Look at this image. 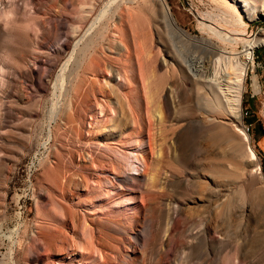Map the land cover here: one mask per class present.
<instances>
[{
	"label": "rangeland",
	"instance_id": "obj_1",
	"mask_svg": "<svg viewBox=\"0 0 264 264\" xmlns=\"http://www.w3.org/2000/svg\"><path fill=\"white\" fill-rule=\"evenodd\" d=\"M15 1V24L31 25L27 40H9L19 47L10 54L22 67L21 54L42 55L51 71L35 66L31 79L24 68L0 88V264H264V44L247 61L248 46L232 38L264 35V0H165L181 37L161 0ZM227 9L243 25L221 19ZM92 23L80 98L56 126L53 85ZM213 46L211 76L232 81L222 90L186 66ZM245 65L236 110L229 98ZM125 72L130 83L118 85ZM117 88L133 91L136 120ZM108 96L121 113L106 110L112 119L98 130L94 101Z\"/></svg>",
	"mask_w": 264,
	"mask_h": 264
},
{
	"label": "bare ground",
	"instance_id": "obj_2",
	"mask_svg": "<svg viewBox=\"0 0 264 264\" xmlns=\"http://www.w3.org/2000/svg\"><path fill=\"white\" fill-rule=\"evenodd\" d=\"M239 1L242 2V5L244 7H247L250 4L249 0H239ZM161 2L163 4L162 6L164 7L163 11H165V12H163V14L165 13V18H164L166 20L165 22H167L170 25V27L172 28L171 31L173 30V32L176 33L180 37L184 36L183 35L184 30L181 29L176 24L172 14H171V10H170L167 2L165 0H161ZM16 3L17 2L14 0L13 4L10 6L13 9L12 17L10 19H7V20L0 19V53H1L0 54V68L4 69L2 80H0V88L2 89V91H4L5 87H9L11 85V83L13 81H15L14 77H10L12 72H18L19 70L23 71V69L26 68L28 70L27 73L29 74V77L31 79H33L35 70H32V68L35 66L37 67V72H41L42 76H45V77H49V74L51 71V66L47 65V63L44 61V56H42V55L36 56V55H22L21 54L20 55L21 59H23L25 57L28 58L27 60H25L26 61L25 66L22 67L18 63L19 60L13 58V56H15V54L14 55L10 54L11 50L14 51L15 49H18L19 47L11 46V44H9V40H22L19 38L25 39V34L29 28V25H31V24H24V25L18 26L15 24L16 19L14 17V14L17 10L16 9ZM110 3H111V1L109 0V2H107V4L110 5ZM26 4H29V0H26ZM4 7L7 8V7H9V5L4 4ZM105 11H104V13H105ZM221 19H224V21H227V22L232 23V24L243 25V23H244L242 21V19L239 17V15H237L236 13H234L228 9L222 13ZM212 22H214V21H212ZM167 23H166V25H167ZM169 25H167V26H169ZM58 26L61 27V22L54 24L55 28H58ZM93 27H94V25L92 23V25H89V27L87 29L85 28L86 29L85 32L83 31L84 34L81 36L89 35V37L87 38L86 42H84V44L81 47L78 48V43L80 42L79 39L75 40L72 43V50L69 53L68 59H66V61L62 64L61 68L59 69V72H61L60 75L58 76L59 81L53 85V88L60 90L59 92L61 94V97L56 101V105H54V107L52 108V117L51 118L54 120L55 124L58 122V120H64V115L66 113L69 114V116L74 113L73 111L76 107V104H77L79 98H80L79 82H80V77H81L82 73L85 71L84 70L80 71V69H79L80 66H79L78 60L80 58V54H82L80 51L82 49L87 48V46H89V42H90L91 37H92L91 32H92ZM74 30H77V29H74ZM234 31H236V30H233V32ZM218 33H219V31H218ZM235 33L242 34V35L238 36V34H236L237 36L232 37V38H239V39L243 40L244 43L248 46L246 48V50H248V51L244 54V59L247 61H249L250 58L254 59L253 58L254 47L264 44V35L250 39V38L246 37L244 35V33H240L238 31H236ZM77 35H78V33H77ZM25 40H27V39H25ZM72 41H70V42L67 41V42H65V44L59 42L57 44L58 45L57 46L58 53H61L67 45L71 44ZM208 45H212V44H208ZM218 48L216 46H213L212 49L205 48L203 54H200V55H196L193 53H191L190 55L188 54V60H187L188 64L186 66L188 67V69L190 71L193 72L194 75H196L198 77V80H201V81L208 83V84H210V82L211 83H213V82L217 83L219 88L221 89L223 87L221 84H224L225 87H227V86L229 87L228 82L231 79L224 77V74L222 77H212L213 74H212V76L210 74V73H212L213 66H215L214 62L216 59H218V56L220 54V49H218ZM41 54H46V52H42ZM83 57H84V59H86V65H85V63H84L85 61H84L81 68H83V66L88 67V65L90 64V62L94 56H93V53H90V54H83ZM216 62H217V60H216ZM246 65H247V63H246ZM246 65L244 67H242V72L240 73L239 78L235 76L236 77V79H235L236 80V86H235L236 92L233 93L234 96L232 98H229V100L230 99L233 100V104L235 105L234 109H236V110L240 109V107H241L242 92L244 89L243 82H244V77L246 76V72L248 69V67ZM219 74H216V76L217 75L219 76ZM214 75H215V72H214ZM67 77L69 78V86L67 87L69 95H68V98H64L63 97L64 91L66 90V84H68ZM115 78L117 80L119 79L118 85H123L125 82L130 83L129 79L126 77V72L123 75L116 73ZM230 82H232V81H230ZM254 85H256L255 81H254ZM116 90H117V93H119V95L122 97L126 112L134 115V113H133L134 109H133L132 103L130 101V98L132 96L133 91L130 89L129 91L122 93L119 88H117ZM221 92L224 93V91H221ZM225 93H227V92H225ZM4 102L5 101L0 102V115L2 113V106H4ZM94 105L97 108V113H95V115L90 117L91 118L90 122L93 121L94 123H96V125L94 124V126L98 130H100V127L102 126V124L104 125V123L107 120L112 119V118L110 119V117L108 116V113H106V110L109 112L111 117L114 114L120 115V113H121V112H114V110L111 108V97L110 96H108L107 99L95 98ZM134 119L135 120L137 119L135 115H134ZM99 121H103V123H100ZM60 124H61V122H58L56 124V126H60ZM90 125H91V123H90ZM93 127H90V128H93ZM138 127H141V125L139 124ZM238 132L242 135L244 142L248 146V152H249L250 159L253 161L256 160V153L249 145L248 136L241 129H238ZM149 145H151V142L149 143ZM255 172H257V171H255ZM133 174H138V173H133ZM257 174H258L260 181L264 184V176L261 173V171L257 172ZM132 177H133V175H132ZM103 191H105L107 193L106 188ZM91 244H92V242H91ZM64 249L66 250L67 248H64ZM231 261H232L231 259H227V260H225V263L231 262Z\"/></svg>",
	"mask_w": 264,
	"mask_h": 264
},
{
	"label": "clouds",
	"instance_id": "obj_3",
	"mask_svg": "<svg viewBox=\"0 0 264 264\" xmlns=\"http://www.w3.org/2000/svg\"><path fill=\"white\" fill-rule=\"evenodd\" d=\"M7 4L9 5V7L5 8L4 7V3L0 2V19H10L13 15V9L12 7H10L14 0H6ZM3 73H4V69L0 68V80H2L3 77Z\"/></svg>",
	"mask_w": 264,
	"mask_h": 264
}]
</instances>
